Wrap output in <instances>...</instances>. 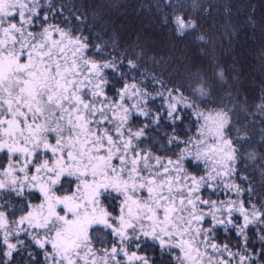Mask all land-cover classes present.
<instances>
[{"label": "snow or ice", "instance_id": "1", "mask_svg": "<svg viewBox=\"0 0 264 264\" xmlns=\"http://www.w3.org/2000/svg\"><path fill=\"white\" fill-rule=\"evenodd\" d=\"M214 85L87 0H0V264H264V99Z\"/></svg>", "mask_w": 264, "mask_h": 264}, {"label": "trees", "instance_id": "2", "mask_svg": "<svg viewBox=\"0 0 264 264\" xmlns=\"http://www.w3.org/2000/svg\"><path fill=\"white\" fill-rule=\"evenodd\" d=\"M193 15L199 26L185 38H178L165 26L159 9L162 0H87V7L104 25L115 29L126 41L136 38L150 51L171 60L187 71L207 73L215 89L224 86L233 94L247 95L253 106L264 99V0H195ZM211 10L205 12V6ZM167 11V10H165ZM203 35L208 43L197 37ZM223 71L224 77L216 76ZM213 95H223L213 91ZM259 133L253 129V142L246 145L249 164L260 159ZM255 153L257 160L250 158Z\"/></svg>", "mask_w": 264, "mask_h": 264}]
</instances>
